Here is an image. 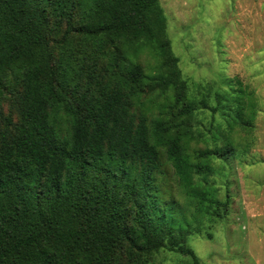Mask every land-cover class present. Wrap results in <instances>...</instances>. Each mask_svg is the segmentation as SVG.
<instances>
[{
    "label": "trees",
    "instance_id": "16d2710c",
    "mask_svg": "<svg viewBox=\"0 0 264 264\" xmlns=\"http://www.w3.org/2000/svg\"><path fill=\"white\" fill-rule=\"evenodd\" d=\"M166 22L159 0H0V264H201L214 160L255 111L231 89L205 145Z\"/></svg>",
    "mask_w": 264,
    "mask_h": 264
},
{
    "label": "rangeland",
    "instance_id": "374dc122",
    "mask_svg": "<svg viewBox=\"0 0 264 264\" xmlns=\"http://www.w3.org/2000/svg\"><path fill=\"white\" fill-rule=\"evenodd\" d=\"M159 4L182 77L200 103L197 125L205 145L225 144L222 130L217 141L211 137L210 130L217 131L224 119L221 110L212 109L219 106L217 100L223 109V98L231 89L234 97H239L240 88L250 93L251 101L247 96L243 102L250 101L255 111L251 127L236 124L230 132L234 153L214 160L211 180L217 198L228 200V213L206 223L202 234L189 237L187 245L201 264H264V0H159ZM142 60L154 63L149 56ZM3 114L15 119L8 101ZM166 185L175 195L168 178ZM189 262V257L160 251L148 264Z\"/></svg>",
    "mask_w": 264,
    "mask_h": 264
}]
</instances>
